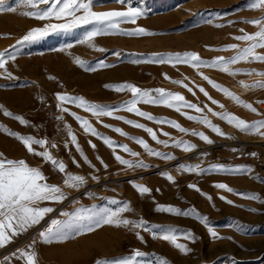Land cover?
Instances as JSON below:
<instances>
[{"label": "rangeland", "instance_id": "obj_1", "mask_svg": "<svg viewBox=\"0 0 264 264\" xmlns=\"http://www.w3.org/2000/svg\"><path fill=\"white\" fill-rule=\"evenodd\" d=\"M6 3L11 4L12 0H6ZM251 3L252 0H125L124 5H121L116 0H94L93 10L96 12L139 8L143 16L135 24L124 23L119 28L122 31H132L141 27L153 33L149 36L131 37L119 34L98 35L90 42L94 47L79 42L83 34L91 29L90 25L70 32L51 33L32 43L17 44L33 28L64 21L37 20L20 14L21 11L30 9L0 11V53L7 50L16 57L6 63L11 78H6L4 70L0 69V106L13 116H20L28 122L27 125H21L0 111V126L21 136L45 139L49 145L56 144V148H49L51 154L64 162L69 173L83 176L87 181L79 190L64 186L62 174L41 158L30 155L18 140L0 130V154L3 158L23 159L29 166L39 168L47 177V182L60 186L67 197L59 203L40 204L41 207H51L54 210L38 225L15 238L6 247L0 248V264H23L12 254L17 249L26 248L33 240H36L34 250L39 264H95L97 259L122 257L134 249L147 253L145 259L151 264H155L159 258L166 260L167 264H264V203L261 202L264 201V138L241 133L225 121L212 116L205 108L208 105L215 112L231 113L249 123L264 119V89L244 88L240 84V81L251 85L264 80L260 76L243 74L264 72V63H238L233 68L240 70L242 74L233 77L218 70L204 67L194 69L185 64L173 66L168 63L134 62L188 52L197 53L206 62L221 56L230 58L235 54L234 51L219 49L231 44L245 47V43L238 42L233 37L241 35L240 29L247 33L257 31V28L246 21L264 16V11L251 10ZM258 51L264 53V49ZM116 53L120 55L117 56ZM76 58L87 67H96L97 70L87 71L85 67L78 66ZM100 62L108 67L100 68ZM200 73L227 88L245 103L251 104L257 112L252 113L236 105L201 79ZM172 81H181L192 88L195 95ZM124 83L144 90L164 89L184 96L186 101L197 104L204 112L198 114L188 109H182V112L205 116L226 136H218L204 125L189 121L179 112L163 106L138 105L140 110L157 120L167 119L180 124L188 133L203 132L212 143L207 144L198 136L180 133L167 124H157L127 111L113 113L114 116L152 128L159 140L168 142L169 146L165 147L152 141L144 131L133 128L122 120L102 116L98 122L97 117L74 105H63L68 108V112L57 108V93L83 97L92 104L106 108L122 106L131 99V94L127 91L116 92L105 85ZM196 86L205 88L224 108L212 105ZM69 113L87 119L101 136L110 138L116 144L127 145L129 149L139 153L138 157H132L117 149L116 154L123 159L139 160L148 167L133 169L120 165L115 160L113 151L102 140L85 134ZM65 125L77 137L80 148L93 167L84 163L71 145ZM113 128H120L128 137L144 139L153 151L170 154L175 159L168 161L149 156L138 144L112 131ZM163 132L169 135L164 136ZM174 140L186 141L195 145V149L184 152L172 146ZM89 141L96 145L95 150L90 147ZM36 151L44 149L36 147ZM251 153H255V156L250 155ZM73 159L79 163V167L73 164ZM101 160L103 164L100 163ZM181 164H200L204 169H209L211 165H223L226 168L239 166L251 171L247 175L216 170L196 174L178 171ZM103 165H107V168ZM163 173L172 175L175 183H170ZM93 176L98 179L93 180ZM133 182L147 186L150 193L139 195L132 186ZM220 183L232 188L233 193L214 187ZM190 184L196 185L200 191L190 189ZM88 193L94 194L95 198H88ZM234 193L256 195L259 199L250 200ZM220 196L233 203L230 205L220 200ZM207 197H211V201ZM110 199L129 204L131 211L124 216L130 220L143 219L148 226L175 228L178 234L190 231L195 236L194 242L178 240L190 252L182 254L166 241L150 242L148 232L142 229L130 231L125 227L110 225H103L62 242L44 244L39 241L38 233L52 220L68 219L62 213L72 214L82 206L115 208L116 205L107 203ZM157 206L187 211L188 215L159 212L156 210ZM197 215L207 217L209 225L221 238L213 239L207 228L197 220ZM137 232L144 242L137 238ZM5 257H8L7 261Z\"/></svg>", "mask_w": 264, "mask_h": 264}, {"label": "snow or ice", "instance_id": "obj_2", "mask_svg": "<svg viewBox=\"0 0 264 264\" xmlns=\"http://www.w3.org/2000/svg\"><path fill=\"white\" fill-rule=\"evenodd\" d=\"M116 2L124 5L125 0H116ZM41 5H45L46 7L41 8ZM93 7L94 0H12L11 4L6 3V0H0V11L15 12L18 8L30 9L21 11L20 14L25 17L37 20L50 21L55 19L57 21H64L63 23H47L42 28H33L20 41H17V44L32 43L48 36L51 33L70 32L76 28L89 25L92 26L91 29L83 34V38L79 42L88 43L90 47H94L90 42L93 41L98 35L119 34L130 37L153 35V33L148 32L146 29L141 27H137L132 31H122L119 28V25L124 23L135 24L136 21L143 16V12L139 8L129 7L124 11L112 10L96 12L93 10ZM249 8L251 10L264 11V0H252ZM246 23L257 28V31L254 33H247L243 29H240L241 35L233 37L234 40L245 43V47L240 48L238 44H231L227 45L223 49H219L220 51H234L235 54L230 58L221 56L206 62L202 60L197 53L188 52L183 54L177 53L175 55L169 54L167 57L161 56L158 59L153 57L149 60L134 62H151L158 64L168 63L172 64L173 66L175 64H185L194 69H200L201 67L210 68L235 77L242 74L240 70L233 68V66L238 63H264V53L258 51L264 49V16L251 21H246ZM216 26L221 27V25ZM94 50L103 51V49ZM115 55L119 56L120 54L116 53ZM15 58V54L8 53L7 50L0 53V69L4 70V75L6 78H11V73L7 72L6 63L8 60H14ZM75 63L78 66L85 67L87 71L97 70L96 67H87L83 61L79 60V58L75 59ZM99 67L105 68L108 67V65L100 62ZM243 74L256 75L264 78V72H248ZM200 75L201 79L206 81L213 89L221 93L223 96L233 101L236 105L241 106L252 113L257 112L256 108H254L251 104L242 101L227 88L220 86L202 73H200ZM49 79L53 78L49 77ZM165 79H168V77L165 76ZM172 82L187 88L189 92H192L193 95H195L193 89L187 85H184L181 81ZM240 84L244 88L264 89V80H258L251 85L240 81ZM105 87L111 88L116 92L127 91L131 94V99L125 101L122 106L106 108L104 106L92 104L86 101L83 97H74L67 94L57 93L55 95V99L58 101L57 108L62 112H68V108L63 107V105H74L75 107H78L83 111L97 117L98 122L99 117L102 116L122 120L123 123L144 131L148 134L152 141L156 142L157 144H163L165 147L169 146L168 142L159 140L157 138V133L152 128L146 127L140 123H135L132 120H126L123 117L114 116L113 113L121 110L127 111L157 124H167L170 127L178 130L180 133L198 136L201 141L207 144L212 143L208 136H206L203 132L192 131L191 133H188V130L181 127L180 124L167 119L157 120L151 114L140 110L138 107L139 104L163 106L179 112L189 121H195L204 125L218 136H226V134L222 132L219 127L212 124L211 121H209L205 116L187 115L186 112H182V109H188L194 111L195 113L202 114L204 109L199 107L197 104L186 101L185 97L178 93H171L164 89L144 90L128 83L111 86L105 85ZM196 87H198V91L202 93L212 105H216L220 109L224 108V105L219 104L218 101L213 99L205 90V88L199 86ZM205 108L209 113H211L212 116L225 121L229 126L234 127L241 133L258 135L264 138V119L254 123H249L231 113H226L223 111L215 112L212 110V108L208 107V105H205ZM0 111H3L4 116L18 121L21 125H27L28 123L22 117L13 116L12 113L4 110L3 106H0ZM69 115H71L76 120L85 134L95 136L97 139L102 140V142L113 151L114 158L120 165L133 169L148 167L139 160L129 161L123 159L120 155L116 154L117 149L128 155H131L132 157H138L139 153L132 151L127 145L116 144L110 138L101 136L87 119H83L75 113H69ZM61 118L62 117H58V119ZM103 126L109 128L111 127L109 125ZM65 128L68 129V138L71 142V145L75 147L81 159L84 161V163L88 164L89 167H93L87 156L80 148L77 137L72 133L70 127L65 125ZM0 130H3L6 134L18 140L30 155L41 158L43 162L50 164L53 169L62 174L64 186L70 189L79 190L87 183L85 177L69 173L64 162L57 160L51 154L49 148H56V144L49 145L45 139H36L31 136H21L18 133L10 132L9 130L2 128V126H0ZM111 130L138 144L149 156L168 161L175 159V157L170 154L153 151V149L148 143H146L144 139L128 137L127 134L124 133L120 128H113ZM162 135L168 136L169 134L163 132ZM227 138L231 139V137ZM89 145L93 150H95V144H92L91 141H89ZM34 146L43 148L44 151H36V147ZM172 146L179 148L184 152H191L195 149V145L183 140H174ZM65 147H68L67 143L65 144ZM233 151H235V149H233ZM250 155L255 156V153H251ZM97 159L99 160L100 158L97 157ZM100 163L103 164V161L101 160ZM73 164L77 167L80 166L75 159H73ZM103 166L105 169L107 168V165ZM177 170L196 174H203L209 170H216L245 175L249 174L251 171V169L244 167L237 166L226 168L223 165H211L209 169H204L200 166V164L195 166L181 164L178 166ZM162 175H164V177L170 183H175L172 175L167 173H163ZM92 179L97 180L98 178L93 176ZM132 186L141 196L150 193V189L147 186L138 185L134 182L132 183ZM188 187L190 189H194L197 192L200 191L196 185L190 184ZM214 187L229 193H233V189L223 183L216 184ZM234 194L250 200L259 199L256 195L246 196L242 193ZM87 196L88 198H95L94 194L92 193H88ZM66 198L67 197L62 191L61 187L58 185L49 184L47 182V177H45L39 168L29 166L28 163L23 159H7L3 158L2 154H0V248L6 247L8 244L12 243L15 238L28 232L31 228L38 225L48 213H51L54 210L51 207H41L39 206L40 204L45 202L59 203ZM207 199L211 201V197H207ZM219 199L230 205L233 203L230 200H226L224 196H220ZM261 202L264 203V201ZM107 203L110 205H116V207L98 209L95 206L91 208H85L82 206L72 214L66 212L62 213V215L68 219L65 221L52 220L44 230L38 233L39 241L44 244L62 242L63 240L74 237L75 235L94 231L96 228L103 225H110L115 227H125L130 231L142 229L143 231L150 232L158 239L170 243L182 254L187 255L190 252V249L185 244L178 242L180 239L194 242L195 236L190 231L183 234H178V230L175 228H157L156 226H148L143 219L135 221L130 220L124 216L125 213L131 211L127 202L110 199L107 201ZM156 210L174 215H188L187 211H181L173 207L157 206ZM248 210L255 211V209ZM196 218L207 228L210 236L213 239L221 238L217 235L215 229L209 225L207 217L197 215ZM136 234L137 238L144 242L139 233L137 232ZM35 244L36 240H33L32 244L27 245L26 248L17 249V251L12 254L13 257L21 260L23 264H39L37 253L34 250ZM147 255V253L139 249H134L128 255L122 257L97 259L95 264H151V262L145 259ZM4 259L7 261L8 257H5ZM155 264H167V261L163 258H159L155 261Z\"/></svg>", "mask_w": 264, "mask_h": 264}, {"label": "built area", "instance_id": "obj_3", "mask_svg": "<svg viewBox=\"0 0 264 264\" xmlns=\"http://www.w3.org/2000/svg\"><path fill=\"white\" fill-rule=\"evenodd\" d=\"M147 238L150 242H156L158 241V238L152 235L150 232L147 233Z\"/></svg>", "mask_w": 264, "mask_h": 264}, {"label": "bare ground", "instance_id": "obj_4", "mask_svg": "<svg viewBox=\"0 0 264 264\" xmlns=\"http://www.w3.org/2000/svg\"><path fill=\"white\" fill-rule=\"evenodd\" d=\"M160 239H158V241H159Z\"/></svg>", "mask_w": 264, "mask_h": 264}]
</instances>
